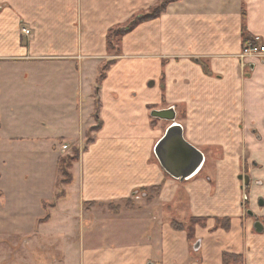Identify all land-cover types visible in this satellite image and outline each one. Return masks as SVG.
Wrapping results in <instances>:
<instances>
[{
	"label": "crops",
	"instance_id": "1",
	"mask_svg": "<svg viewBox=\"0 0 264 264\" xmlns=\"http://www.w3.org/2000/svg\"><path fill=\"white\" fill-rule=\"evenodd\" d=\"M158 1L0 0V67L15 68L16 83L27 88L23 109L44 127L57 124L52 133L0 129L8 147L0 159V232L21 235L24 245L3 263L222 264L233 253L264 264V231L254 228L264 226V60L238 58L246 40L264 42V0L169 5L122 39V55L98 85L109 32ZM170 109L205 156L186 181L166 174L154 154L172 123L151 114ZM211 145L244 150L260 167L249 175L248 202L231 175H204ZM74 150L73 181L60 194L58 162ZM216 163L226 173L238 167ZM154 187L159 195L142 196L147 207L138 209L134 192ZM188 218L209 219L197 225L195 240L172 226ZM216 218L230 219L229 230L216 228ZM212 246L216 256L199 257Z\"/></svg>",
	"mask_w": 264,
	"mask_h": 264
},
{
	"label": "rangeland",
	"instance_id": "2",
	"mask_svg": "<svg viewBox=\"0 0 264 264\" xmlns=\"http://www.w3.org/2000/svg\"><path fill=\"white\" fill-rule=\"evenodd\" d=\"M162 1H164V0H159L156 5L151 6V7H146L144 9H142L141 11L137 12L136 15L133 17V19L130 22H132L133 20H137L138 18L148 16L158 5H160V3ZM128 24L122 25V26L115 28V29H118L117 32H121L119 30H121L122 28H125ZM117 34H119V33H117ZM118 42H119V39L116 36H114V38H113L114 49L111 52H109L110 58H109L108 62L117 60V58L120 57V56H118L117 51L119 50L118 45L121 48L122 43L118 44ZM113 58H116V59H113ZM8 68L9 67H4V65L0 67V112H1L0 113V129H2L3 132L13 131L14 134L15 133L21 134L26 130H30L31 132L35 131L34 133H36V134L43 133L44 131H51V133L56 131L57 124H51V125L49 124L48 127H44V125H42L43 120H39L34 114H29L30 112H28V108L23 109L22 103H24L27 98L29 99V93H27V91H26L27 88L21 87L19 85V83L18 84L16 83L20 78L19 76H17L16 72L14 71L16 69L15 68L8 69ZM130 87L131 86H129V88ZM131 92L134 95L138 94L137 90H133ZM30 98L37 99V96L34 94L33 97L31 96ZM8 107L13 108V110H11L10 108L7 109ZM13 115H15V117H13ZM48 121H50V120H48ZM165 126L166 125L164 124L163 127H165ZM97 130H98V127L94 128L92 135H89L88 139H90V140L93 139L94 135H95V131H97ZM255 137L258 139H261L260 136H255ZM211 146L207 147L204 151L208 155V159H210V161H209L210 163L207 165V168L204 170L205 176L210 175V177L215 180V178L218 175L221 176V179H223V178L227 179L231 175L230 180H232L234 182V184H236L237 186L240 184L242 187H244L243 182L239 180V176H241V175L249 176L250 174H253V172L255 170H258L260 168L258 165H254L248 161L249 160L248 158L250 156L244 150L238 151L235 148H228V147L225 148L224 145L212 146V147ZM17 148H18V146L13 147V149H17ZM6 149H8V147L0 145V159L4 158L5 153L8 151V150L6 151ZM39 151H41V150H39ZM73 155H74V152H71L70 154H66L63 157L66 160L65 164H64L65 169H68L69 166L71 165ZM223 160H227V161L231 160V162L236 163L238 167L235 168V166L234 167L231 166L229 168L228 166H226L227 169H229V170L233 169L231 173H228V172L226 173L225 167H216V164H217L216 162H218V161L220 162ZM218 171H219V173H218ZM0 172H2L1 168H0ZM258 172H259V170H258ZM201 174H203V172ZM61 180H62V177H61V175H59V180H58L59 181V183H58L59 192L63 191L64 186H65V185L60 183ZM213 186H215V184H213ZM229 190H231V189H229ZM137 191L139 193L134 197L136 198V206H141L138 208L140 210L142 207H143L142 209H144L145 206L147 207L146 200L145 201L142 200V196H143L142 193L147 194V196L148 197L150 196V198H154L155 196L159 195V194H157L156 191H152L151 192L152 194H149L150 190L143 191V192L136 190L134 193L136 194ZM248 193H249L248 190H245V191L243 190V192H242V194H248ZM119 204L120 205L124 204V205L128 206V204L126 202L125 203L119 202ZM155 207H157V203L152 206L151 211L154 212L156 209ZM140 210H138V211H140ZM174 217H177L176 214L174 215ZM176 219H178V218H176ZM196 219H198V218H196ZM203 219H204V221H198V220H194L192 218H188L186 221L178 222V223L183 224V226L185 227L186 230H193L194 229V235H193L192 240H195V229H196L197 225H199L201 227H206V225L209 221L208 218H203ZM216 220H217V218H216ZM216 220H215V222H216ZM220 223L223 224V226L227 225L226 221H224V222L222 221ZM215 224L217 225V222ZM216 228H219V227L216 226ZM5 232H8V233L5 234ZM9 233L10 232L6 231V230H4V232H2V233L0 232V264H5V263H3L4 258L6 256L10 255L14 251L15 248L13 246L19 247V249L17 251L18 255H21V252L24 250V249H21V245H23L21 235L17 234L14 236V235H11ZM204 254L206 255V258H209V257L213 258L214 256H216L217 250H216V248H213V246H212L211 249L209 250V252L207 250L203 251L202 253H200L199 257H201L202 259H205ZM192 256L194 257L195 255L192 254ZM199 261H201V260L199 259Z\"/></svg>",
	"mask_w": 264,
	"mask_h": 264
},
{
	"label": "water",
	"instance_id": "3",
	"mask_svg": "<svg viewBox=\"0 0 264 264\" xmlns=\"http://www.w3.org/2000/svg\"><path fill=\"white\" fill-rule=\"evenodd\" d=\"M151 115L155 119L172 123L154 149L161 168L175 180L186 181L196 176L204 166L205 156L185 140L183 128L175 122V110L153 111ZM239 180L244 184L243 190L250 186L249 176L241 175ZM138 193L136 192L135 195ZM143 196L146 197L147 194ZM249 214L252 215L251 212ZM254 228L257 233L264 231V226L260 222H256ZM199 250L200 243L198 242L194 246V251L199 252Z\"/></svg>",
	"mask_w": 264,
	"mask_h": 264
},
{
	"label": "trees",
	"instance_id": "4",
	"mask_svg": "<svg viewBox=\"0 0 264 264\" xmlns=\"http://www.w3.org/2000/svg\"><path fill=\"white\" fill-rule=\"evenodd\" d=\"M180 1H182V0H164L148 16H144V17L138 18L137 20H133L125 28H122L121 30H119L121 32H117L118 29H112L109 32V35H108V51L111 52L114 49V44H113L114 36H116L119 39L118 44L121 43L122 39L127 34H129L132 31H134L139 25L160 18V16L166 12V10L169 7V5H171L173 3H176V2H180ZM242 15H243V19L245 20V17H246L245 11H243ZM117 33H119V34H117ZM243 34H245V25H243ZM118 49H119L117 51L118 56H121L122 55V51H121V48L119 47V45H118ZM115 63H116V60L111 61V62L105 61L100 66V68L98 70V79H97L98 85H101L106 80V78L108 77L109 71L111 70L112 66ZM92 141H93L92 139L91 140L88 139L87 143L90 144V143H92ZM79 158H80V151L79 150H74V155L72 157V163H71V165L69 166L68 169L64 168V164H65V161H66L65 158H61L59 160V162H58V173L62 177V180L60 182L61 184L69 185V184L72 183L73 176H72V173H71V169H72L74 163H76L79 160ZM58 183H59V181H58ZM152 191H156L157 194H158L160 192V187H154L152 189ZM60 194H62V191H60ZM128 207H130L129 204H128ZM192 219L198 220V221H204L203 218H198V219L192 218ZM222 221L223 222L226 221L227 225L223 226V224L220 223ZM216 222H217V225H216L217 227L223 228L225 230H229V228H230V219H228V218L217 219ZM172 226H173V228L175 230L187 231L189 239L190 240L193 239L194 229L193 230H186L185 227L183 226V224H180V223H178L176 221H174L172 223ZM222 264H245V259H244V257L242 255H236V254H233V253H224L223 256H222Z\"/></svg>",
	"mask_w": 264,
	"mask_h": 264
},
{
	"label": "built area",
	"instance_id": "5",
	"mask_svg": "<svg viewBox=\"0 0 264 264\" xmlns=\"http://www.w3.org/2000/svg\"><path fill=\"white\" fill-rule=\"evenodd\" d=\"M23 32L25 35L30 34V31L27 29H24ZM238 58L243 64H246L252 59L264 60V42L262 38L254 36L253 38L246 40Z\"/></svg>",
	"mask_w": 264,
	"mask_h": 264
},
{
	"label": "flooded vegetation",
	"instance_id": "6",
	"mask_svg": "<svg viewBox=\"0 0 264 264\" xmlns=\"http://www.w3.org/2000/svg\"><path fill=\"white\" fill-rule=\"evenodd\" d=\"M243 202H248L247 194L244 195V201Z\"/></svg>",
	"mask_w": 264,
	"mask_h": 264
}]
</instances>
